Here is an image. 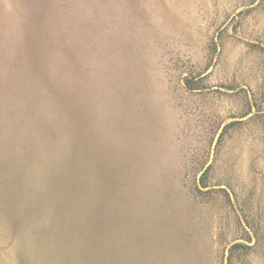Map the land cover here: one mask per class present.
I'll return each mask as SVG.
<instances>
[{"label":"rangeland","instance_id":"1","mask_svg":"<svg viewBox=\"0 0 264 264\" xmlns=\"http://www.w3.org/2000/svg\"><path fill=\"white\" fill-rule=\"evenodd\" d=\"M0 264H264V0H0Z\"/></svg>","mask_w":264,"mask_h":264}]
</instances>
